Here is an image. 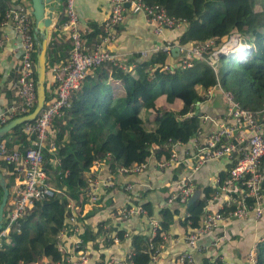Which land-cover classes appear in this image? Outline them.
I'll return each instance as SVG.
<instances>
[{
  "label": "trees",
  "instance_id": "obj_1",
  "mask_svg": "<svg viewBox=\"0 0 264 264\" xmlns=\"http://www.w3.org/2000/svg\"><path fill=\"white\" fill-rule=\"evenodd\" d=\"M142 1L161 7L168 16L183 22L184 28L176 39L179 45L211 42L209 47L213 44L218 46L235 32L253 44L254 52L246 63L228 61L223 73L217 70L219 62L217 71H213L205 61L196 59L189 67L164 69L166 58L170 56L172 61L174 57L159 50L152 51L142 59L137 57L130 69L127 66L120 69L111 63H102L93 68L72 93L71 106L63 109L50 126L43 150V167L52 187V195L34 202L0 239V264H54L61 261L63 255L57 248L59 235L63 230H69L67 219L71 214L66 207L68 200L75 207V219L83 224L82 234H78L81 242L96 238L99 228L97 232H91L87 228L89 215L82 216L79 211V206L89 197L87 172L93 161L99 160L111 171L127 175L119 169L145 163L152 154L167 159L169 145L173 142L186 143L199 127L197 114L191 115L188 111L202 99L199 95L201 89L219 84L224 91L233 95L240 106L251 110L264 107V0ZM7 9L5 0H0V25L5 20ZM57 20L56 23L61 22V14ZM96 38L97 35L92 39ZM48 52L49 49L45 53V71L50 62L59 60L55 56L50 57ZM34 57L35 53V62ZM116 81L122 84L123 95L110 99L108 86ZM45 83L44 103L55 95V87L51 88ZM161 98L166 103L178 99L181 102L180 110H161L156 106V100ZM141 109L151 112L153 119H141ZM4 123H0V126ZM25 123L30 121L13 127L0 141L23 150L31 141V136L23 131ZM50 143L54 144L52 152L49 151ZM0 164L9 197L11 184L2 171L7 168L12 172L13 166L1 161ZM201 191L204 195L201 200L184 205L181 224L188 230L199 226L203 200L213 193L208 186ZM262 192L264 194V184ZM180 205L181 201L177 198L171 205L165 204L158 210L154 243L159 242L158 235L165 232L180 213ZM141 208L147 217H151L152 209L148 204H142ZM116 237L121 239L123 232L117 231ZM131 244L132 264H148L150 251L146 236H134ZM255 262L264 264V237L256 244ZM201 264L222 262L203 257Z\"/></svg>",
  "mask_w": 264,
  "mask_h": 264
},
{
  "label": "built area",
  "instance_id": "obj_2",
  "mask_svg": "<svg viewBox=\"0 0 264 264\" xmlns=\"http://www.w3.org/2000/svg\"><path fill=\"white\" fill-rule=\"evenodd\" d=\"M107 15L101 22L102 33L98 36V42L85 46L82 44L80 32L78 31L77 15L75 12L74 0H61V13L64 20L59 25V31L69 38L71 47L68 59L65 62L54 63L47 68L55 85V95L45 102L34 120L23 125V131L31 136L29 144L21 150L19 146H7L5 141H0V161L13 166L14 173L19 175V180L11 186L7 206L3 210L0 227V239L4 238L10 227L22 218L32 207L34 202L52 195V187L48 183V177L43 167V150L45 142L50 134L52 121L59 117L63 109L71 106L70 97L81 85L84 77L95 67L102 63H111L123 69L124 64L116 59V55L109 49V45L116 39L114 28L123 19L124 5L130 6L135 12H140L146 24L156 35H164L168 30H177L184 27L183 22L168 16L165 11L154 4H146L142 0H107ZM9 24L19 47L17 57V101L5 107L0 112V123L14 116H22L30 112L35 100L34 87V42L32 39V21L30 5L26 0H18L15 6H8L5 12V20L0 25ZM58 29L53 20L51 30ZM163 38V37H162ZM4 35L0 34V47L4 44ZM241 38L238 33L232 32L227 39L218 47L209 51L205 59L204 54L210 43L179 45L176 42L163 38V42L151 48V51H162L170 54V50L178 47V55L169 63L164 64V69L170 67H189L192 60L204 59L215 71L218 57L221 52L229 51L230 48L239 44ZM140 52V56L145 55ZM171 55V54H170ZM172 62H174L172 64ZM209 91H206V95ZM222 98L225 102L224 117L218 128L210 133L204 140L198 142L195 136L189 143L186 152L187 159L192 163L189 168L197 170L204 163L224 158L228 163L226 175L220 181H216L214 191L210 197L203 200V212L199 226L191 229L185 237L188 250L178 257L179 264H197L193 253L201 252L197 246L200 237L211 233L218 222L228 217L243 218L248 211H253L255 218H260L264 210V194L261 183L264 178V114L262 110L254 111L240 106L229 91H222ZM197 133L199 131L197 130ZM177 142L172 143V147ZM54 150V144L50 143L49 151ZM191 151V152H190ZM190 157V158H188ZM56 160H54L55 162ZM174 151L169 152L167 159L157 161L158 167H166L170 164L180 163ZM99 160H94L91 167L96 168ZM145 163L134 164L130 168H120V172L127 175L144 171ZM89 199L94 202L96 193L93 191L94 179L87 178ZM111 184V181H108ZM93 186V187H92ZM125 189L130 184L124 185ZM193 184L189 179H182L173 190L166 193L164 204L171 205L177 198L185 202L192 194ZM212 203H216L213 205ZM215 206V209L210 207ZM66 207L70 212L68 217L69 230L61 232L58 242V251L62 253L61 261L54 264H88L89 256L78 238L70 242L68 251H64L62 242L72 239V235L78 232V221L75 219V207L71 200H68ZM73 209V210H72ZM145 211L140 206L127 205L120 213L123 218L128 215ZM186 216L187 214L184 213ZM157 221L152 220L149 232L146 236L147 247L150 251V260L155 261L160 246L153 242L155 226ZM106 236L116 238V233L109 232ZM218 237L212 238L211 246H217ZM255 248L249 253L254 259ZM133 251L119 259H110L109 264H132ZM91 264H101L100 260Z\"/></svg>",
  "mask_w": 264,
  "mask_h": 264
},
{
  "label": "crops",
  "instance_id": "obj_3",
  "mask_svg": "<svg viewBox=\"0 0 264 264\" xmlns=\"http://www.w3.org/2000/svg\"><path fill=\"white\" fill-rule=\"evenodd\" d=\"M5 2L8 6L13 7L18 3V0H5ZM107 4V0H74L78 31L80 32L83 45L91 46L98 42L97 38L102 33L101 22L107 15ZM59 14H61V22L56 23L58 22ZM59 14L54 18L55 26L58 29L50 31L46 47V50L49 49V56H55L59 60L50 62L49 66L58 63L57 61L65 62L68 59L71 47L69 38L59 31V25L64 20L61 7ZM183 28L180 30H168L164 35H156L146 24L140 12H135L132 7L124 5L123 19L114 28L116 39L109 45V49L116 55L118 61L125 63L123 69L126 66L130 69L133 67L132 62L137 57L145 58L152 52L151 48L153 46L163 42L164 37L176 42ZM0 34L5 37L4 44L0 47V112H2L6 106L17 101L15 92L17 89L19 47L9 24L5 23L0 26ZM95 35H97V38L94 40L92 38ZM49 45H51V48H49ZM215 46L213 44L207 49L211 51L219 45ZM142 51L146 52L144 56H140ZM206 53L204 54L205 58L209 56ZM220 57H218L217 63H220ZM199 60L205 61L207 64L206 60ZM167 63H171L170 56L166 58ZM45 82V85L51 86V88L55 87L48 71H45ZM207 90L209 91L208 95H206ZM222 91L224 90L219 84L209 86L206 90L201 89L199 95L202 99L195 102L188 111L191 115L197 114L199 118V127L197 129L199 133L196 130L193 134L198 142H201L204 137L215 131L222 117H224L225 102L222 98ZM108 95L110 99L121 97L123 95L122 84L117 81L111 82L108 86ZM156 106L161 110L178 112L181 108V102L178 99H174L171 103H166L161 98L156 100ZM139 116L141 119H153L151 112L148 110L141 109ZM193 136L186 143H179L173 147L171 146L172 144L169 145V152L171 150L174 151L178 159L181 160L177 164H170L160 168L157 165V161L162 158H157L152 154L145 162L144 171L136 174L123 175L117 171H111L105 164L88 169V178L91 177L96 181L93 189L96 193V200L92 202L88 197V200L79 206V211L82 216L85 214L89 215L87 228L91 232L95 233L98 230L97 228H99V234L96 238L82 243L88 252V264L93 263L96 259L100 260L101 264H109L107 263L108 260L122 258L128 251H132V238L134 236H147L151 221L158 220L157 212L165 205L166 193L169 190H173L182 179L187 178L191 181L194 186L192 194L195 191L199 192L198 197L193 200L196 201L203 198L204 195L201 191L203 187L208 186L214 191L216 181L225 178L228 163L224 158L206 162L195 171L189 168L192 160L185 158V155L188 151L189 143L194 138ZM2 166L5 167L4 164ZM2 172L4 173L3 175L8 177L11 186L15 183V180L20 178L18 174L7 171V168L3 169ZM108 181H111V184ZM126 184H130L128 190L124 188ZM210 195L212 193L209 194V197ZM190 196L185 202H181L180 213L170 223L165 232L158 235L160 240L157 243L155 242L157 246H160L158 254L155 261L150 260L148 264H179L178 257L188 250L185 237L191 229L188 230L181 224V218L184 212V205H186ZM142 204H148L151 207V217H147L146 212L144 214L135 212L125 218L122 217L120 210L127 205L141 207ZM212 204L215 205L216 203ZM215 206L210 208L215 209ZM102 223L105 226L101 225ZM82 231L83 224L81 225L78 221L77 234L72 235V239L62 242L64 251L69 250L70 242L72 241L73 243L74 240L78 239V234H82ZM113 231L116 233L117 231H122L123 237L121 239L116 237L113 240L112 237L106 236ZM216 237H218L219 243L215 247L211 246L212 238ZM263 237L264 210L260 218H255L253 211H248L243 218L228 217L226 220L218 222L211 233L200 237L197 241V246L201 249V252L193 253V257L197 264H201V258L203 257L209 258V260L217 259L222 264H256L255 260L252 261L249 253L256 248V244Z\"/></svg>",
  "mask_w": 264,
  "mask_h": 264
},
{
  "label": "water",
  "instance_id": "obj_4",
  "mask_svg": "<svg viewBox=\"0 0 264 264\" xmlns=\"http://www.w3.org/2000/svg\"><path fill=\"white\" fill-rule=\"evenodd\" d=\"M30 13L32 21V39L34 42V75H35V103L32 110L22 116L11 118L0 126V138L3 137L9 130L16 125L24 122L32 121L37 116L44 104V81H45V53L47 47V38L51 31L53 20L59 14L61 0H29ZM126 6V4H125ZM172 57L178 55V47H173L170 50ZM264 182V178L261 183ZM0 227L3 216V210L8 198V189L4 177L0 173ZM199 195L195 191L187 201L189 205Z\"/></svg>",
  "mask_w": 264,
  "mask_h": 264
},
{
  "label": "clouds",
  "instance_id": "obj_5",
  "mask_svg": "<svg viewBox=\"0 0 264 264\" xmlns=\"http://www.w3.org/2000/svg\"><path fill=\"white\" fill-rule=\"evenodd\" d=\"M29 5H30V2H29ZM32 26H33V24H32ZM240 38H241V40H240L239 44L230 48L229 51L221 52L220 58H226V59H228V61H231L234 64H242V63H246L248 60H250V57L252 56V54L254 52V46L252 43L249 42V40L246 37L240 36ZM237 46H240L241 48H237ZM235 50H238V55L231 54L232 51H235ZM261 110L264 114V107ZM254 111H258V110H254Z\"/></svg>",
  "mask_w": 264,
  "mask_h": 264
},
{
  "label": "rangeland",
  "instance_id": "obj_6",
  "mask_svg": "<svg viewBox=\"0 0 264 264\" xmlns=\"http://www.w3.org/2000/svg\"><path fill=\"white\" fill-rule=\"evenodd\" d=\"M26 2L29 3V0H26ZM177 30H180V29H177ZM227 62H228V59L226 58L221 59L219 63V67H218L219 73H223V71L227 68ZM215 70H216V67H215Z\"/></svg>",
  "mask_w": 264,
  "mask_h": 264
},
{
  "label": "bare ground",
  "instance_id": "obj_7",
  "mask_svg": "<svg viewBox=\"0 0 264 264\" xmlns=\"http://www.w3.org/2000/svg\"><path fill=\"white\" fill-rule=\"evenodd\" d=\"M237 48H241L240 46H237ZM231 54H236V55H238V50H235V51H232V53Z\"/></svg>",
  "mask_w": 264,
  "mask_h": 264
}]
</instances>
